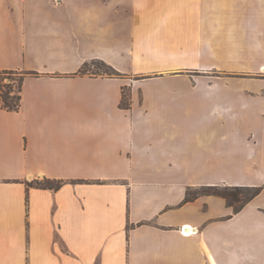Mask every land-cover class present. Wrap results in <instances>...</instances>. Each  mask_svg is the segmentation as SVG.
<instances>
[{
    "label": "crops",
    "instance_id": "1",
    "mask_svg": "<svg viewBox=\"0 0 264 264\" xmlns=\"http://www.w3.org/2000/svg\"><path fill=\"white\" fill-rule=\"evenodd\" d=\"M220 9L242 36L216 35ZM219 51L264 59V0H0V71L25 73L19 109L0 108V264H264V150L188 149L178 84H152ZM91 60L168 76L78 75ZM44 178L65 183H25ZM200 186L263 189L234 213L186 201Z\"/></svg>",
    "mask_w": 264,
    "mask_h": 264
},
{
    "label": "rangeland",
    "instance_id": "2",
    "mask_svg": "<svg viewBox=\"0 0 264 264\" xmlns=\"http://www.w3.org/2000/svg\"><path fill=\"white\" fill-rule=\"evenodd\" d=\"M225 11L220 9V13L224 15L222 20L220 19V24L214 27L216 35L226 38L229 29L232 31L235 29L236 34L242 36L240 26L242 18L238 21L239 26L236 28L230 26L226 24ZM229 22H232L231 19ZM221 53L219 51L218 55L210 58H187L186 66L178 73L179 78L175 80L157 79L152 84L166 82L178 84L175 94H180L179 97L186 102L184 110L178 115L176 131L185 135V145L188 149H199L200 147L221 149L231 145L235 149H247L249 146L260 152L264 150V113L259 112L264 110V99L253 94L263 92L258 91L260 89L258 85L264 83V73L261 69L263 66L258 70L257 66L259 63H264V59L226 57ZM95 69V67H89L90 71ZM163 76H168V74H121L116 78H120L128 85V83L147 82L154 77ZM178 82H184L186 85L181 83L179 85ZM249 85L253 88L251 91L248 89ZM125 92L130 97L127 88ZM167 92L172 93L170 90L163 93L167 94ZM212 132L215 135L212 141L205 142L196 139L197 133L205 138Z\"/></svg>",
    "mask_w": 264,
    "mask_h": 264
},
{
    "label": "trees",
    "instance_id": "3",
    "mask_svg": "<svg viewBox=\"0 0 264 264\" xmlns=\"http://www.w3.org/2000/svg\"><path fill=\"white\" fill-rule=\"evenodd\" d=\"M89 67H95L93 71ZM78 75L119 77L121 74L110 65L100 60H91L85 62L77 72ZM25 73L4 70L0 71V108L5 111H17L21 102L22 82ZM18 76V78H14ZM7 80V82H5ZM126 87H122L119 107L129 109L131 102L129 95L125 92ZM27 187L38 189L58 190L65 181L41 179L26 181ZM263 186H200L194 189H188L186 192V201L193 200L199 196L213 195L222 198L225 204L232 208L234 213L239 212L246 203L257 196Z\"/></svg>",
    "mask_w": 264,
    "mask_h": 264
},
{
    "label": "bare ground",
    "instance_id": "4",
    "mask_svg": "<svg viewBox=\"0 0 264 264\" xmlns=\"http://www.w3.org/2000/svg\"><path fill=\"white\" fill-rule=\"evenodd\" d=\"M262 69V72L264 73V66H263V68H261Z\"/></svg>",
    "mask_w": 264,
    "mask_h": 264
},
{
    "label": "built area",
    "instance_id": "5",
    "mask_svg": "<svg viewBox=\"0 0 264 264\" xmlns=\"http://www.w3.org/2000/svg\"><path fill=\"white\" fill-rule=\"evenodd\" d=\"M184 233V232H183ZM185 234V233H184Z\"/></svg>",
    "mask_w": 264,
    "mask_h": 264
}]
</instances>
